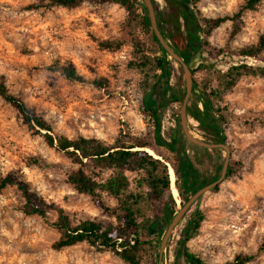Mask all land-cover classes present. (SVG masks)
<instances>
[{
	"label": "rangeland",
	"instance_id": "obj_1",
	"mask_svg": "<svg viewBox=\"0 0 264 264\" xmlns=\"http://www.w3.org/2000/svg\"><path fill=\"white\" fill-rule=\"evenodd\" d=\"M152 1L158 27L168 42L184 48L187 35L182 18H175L167 1ZM243 1L198 0L195 10L202 17L231 16ZM47 2L0 0V75L9 92L42 116L55 135L95 137L106 143L116 137L150 140L154 120L142 99L144 88L158 79L160 71L153 66L160 52L151 31L141 23V10L129 16L113 2L84 1L73 8L45 6ZM238 24L234 33L231 20L209 36L201 33V54H195L200 64L192 73L198 87L190 98L197 100L202 88L211 92L210 99L225 116L222 129L231 149L230 161L240 163L235 164L239 169L191 207L172 231L162 264H197L184 255L175 257L187 225L196 233L184 242V248L204 264H223L237 254L255 253L264 237V75L248 71L231 87L224 86L229 66L255 67L264 58V49L257 58L237 55L241 48L257 45L264 35V0L243 11ZM173 64L185 87L180 64ZM60 67H71L82 78L70 79ZM170 82L174 83L173 77ZM180 109L178 102L167 107L161 120L163 134L172 133ZM188 128L197 138L214 142V136L189 116ZM220 152L225 157L226 152ZM167 156L173 158L171 153ZM76 167L64 152L29 129L17 109L0 97V178L11 176L24 182L31 193L61 207L72 219L116 223L90 195L77 192L67 182V174ZM210 171L214 174L213 168ZM109 173L106 170L105 175ZM128 174L130 179L137 176ZM171 192L176 212L182 203L173 187ZM103 197L115 205L113 198ZM23 202L15 185L0 193V264H126L115 251L98 250L86 241L56 248L59 231L41 217L23 213ZM162 207L153 201L145 209V218L154 222V228L144 233L142 249L149 263L158 256L161 238L175 213L170 211L165 218ZM196 211L204 216L199 223L192 219ZM55 217L53 210L48 211L50 221ZM247 264H264V250Z\"/></svg>",
	"mask_w": 264,
	"mask_h": 264
},
{
	"label": "trees",
	"instance_id": "obj_2",
	"mask_svg": "<svg viewBox=\"0 0 264 264\" xmlns=\"http://www.w3.org/2000/svg\"><path fill=\"white\" fill-rule=\"evenodd\" d=\"M84 1L117 3L126 9L129 16L136 14L140 9L141 23L146 30L151 31L152 38L158 45L160 56L155 58L153 68L158 69L160 73L157 76V81L151 87L146 86L144 88L142 99L144 109L154 120L151 139L135 140L116 137L113 143H106L95 137L79 135L75 138H68L63 135H55L51 125L42 116L33 113L20 97L9 92L1 75L0 97L17 109L23 123L29 129L40 133L47 145L64 152L70 161L77 165L67 174V182L77 192L90 195L106 213L115 218L116 223L103 225L101 222L90 218L72 219L61 207L49 205L43 198L31 193L24 182L15 180L11 176L0 178V193L5 187L15 185L24 198L21 207L23 213L37 215L59 231L60 236L54 243L56 248L86 241L98 250L111 249L115 251L126 264H157V255L152 263L144 261L142 256V249L146 243L144 233L154 228V222L145 218V209L153 201H157L163 204L162 211L165 218H167L168 212H175L176 204L171 192L172 181L168 163L173 169L175 186L180 201L183 203L197 189L219 177L224 157L219 148L207 149L190 143L181 130L179 119L176 120V127L172 129V133L167 131V136L163 134L161 129L162 116L170 104L182 103L185 87L181 74L175 71L173 64L175 60L168 59L169 55L151 30L142 0H48L44 5L73 8ZM165 1L173 6L176 13L175 18H182L187 35L184 48L169 43L188 64L192 73L200 64L195 54H201L203 42L201 33L203 37L209 36L213 29L226 20L233 22L232 32H237L242 12L254 9L261 2V0H244L231 16L202 17L195 10V4L198 0H189V2ZM155 15L157 24H159L158 13L155 12ZM160 30L165 39L168 38L164 31ZM263 49L264 35L260 37L257 45L243 47L237 55L257 58ZM260 62L255 67L245 63L229 66L224 73V86L231 87L237 77L248 71L264 75V58H260ZM142 65V67L146 66L145 63ZM240 69L243 70L240 71ZM59 70L70 79L82 78L71 67H60ZM179 70L182 72L181 66ZM172 77L174 83L170 82ZM95 83L101 85L98 81ZM196 87L198 84L193 79L192 92ZM210 96L211 92L202 88L197 94V100L189 99L187 115L194 119L202 129L212 134L214 142L224 143L226 138L223 134L222 125L225 123V116L222 114L219 105L212 102ZM167 153H171L173 158L167 156ZM213 153H218L214 159L212 158ZM235 164L240 165L238 162H229L225 177L237 173L239 168L235 167ZM211 168H213L214 174L211 173ZM106 170L110 171L108 175H105ZM128 173H135L137 176L130 179ZM218 187L219 185H216L212 190L216 191ZM103 194L113 198L115 205H109ZM50 210L56 213L53 221L48 218V211ZM203 218L204 216L200 211L193 213L192 219L197 223L201 222ZM189 230L190 225L185 226L182 230L181 243L175 252V257L178 259L184 255L195 260L197 264H204L184 248V242L196 233V231L190 232ZM263 250L264 237L255 253L237 254L231 261L223 264H247Z\"/></svg>",
	"mask_w": 264,
	"mask_h": 264
},
{
	"label": "water",
	"instance_id": "obj_3",
	"mask_svg": "<svg viewBox=\"0 0 264 264\" xmlns=\"http://www.w3.org/2000/svg\"><path fill=\"white\" fill-rule=\"evenodd\" d=\"M148 14V18L150 21V25L152 30L162 46L165 52L176 62H178L182 68L184 74V82H185V92L183 96V100L181 103V109L179 113V120H180V127L181 130L186 137V139L197 146L204 147L207 149H223L226 152V155L223 160L222 168L220 171V175L216 180L205 184L204 186L197 189L193 194H191L178 208V210L174 213L171 220L169 221L167 228L161 238L160 246H159V253L157 258V264H162V254L165 249L166 243L174 230V228L179 224V222L185 217V215L190 211L191 207L196 203V201L203 196L206 192H209L214 188L216 185H219L222 180L225 178V174L228 168V164L230 161L231 149L227 143L222 142H211L205 141L200 138L194 136L188 128V115H187V105L190 99V95L192 92L193 86V78H192V71L188 64L183 60V58L171 47V44L165 39L163 33L158 27L157 19L155 15V9L152 0H142ZM169 166V163H168Z\"/></svg>",
	"mask_w": 264,
	"mask_h": 264
},
{
	"label": "bare ground",
	"instance_id": "obj_4",
	"mask_svg": "<svg viewBox=\"0 0 264 264\" xmlns=\"http://www.w3.org/2000/svg\"><path fill=\"white\" fill-rule=\"evenodd\" d=\"M170 173H171V177L173 179V182H172L173 191L177 195L178 192H177V189H176V186H175V182H174V172H173V169H172L171 166H170Z\"/></svg>",
	"mask_w": 264,
	"mask_h": 264
}]
</instances>
